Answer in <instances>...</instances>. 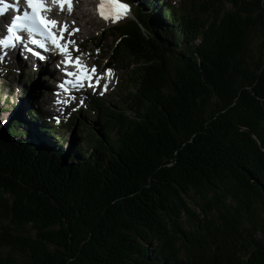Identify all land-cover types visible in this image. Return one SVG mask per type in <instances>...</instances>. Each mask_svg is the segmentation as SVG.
Here are the masks:
<instances>
[{"label":"trees","instance_id":"16d2710c","mask_svg":"<svg viewBox=\"0 0 264 264\" xmlns=\"http://www.w3.org/2000/svg\"><path fill=\"white\" fill-rule=\"evenodd\" d=\"M189 1L95 43L133 68L98 132L0 120V264H264V0Z\"/></svg>","mask_w":264,"mask_h":264},{"label":"rangeland","instance_id":"374dc122","mask_svg":"<svg viewBox=\"0 0 264 264\" xmlns=\"http://www.w3.org/2000/svg\"><path fill=\"white\" fill-rule=\"evenodd\" d=\"M77 1L79 3L78 6H80L79 10L77 9L74 15L66 17L71 23L72 30L79 28L78 31H74V38L71 39L75 42L73 51H78L81 48L80 53L90 66L96 64L102 68L106 66L107 63L111 65L110 78H108L102 88L98 90V93L102 95L104 100L112 104L118 101V96L122 93V87L124 88L126 85H131L132 87L131 75L133 68L129 67L126 69L125 65H123L122 68L121 64L110 61L107 52L97 49L95 43L99 42V38L104 37L105 33H108L109 27L117 23L129 22L134 16L129 13V17L120 22H104L96 16L94 9L90 6L89 1L91 0ZM139 1L141 2V0H132L134 5L139 3ZM189 2V0H164V3H171L175 7L182 4L186 6V3L187 7H190V4H188ZM191 2L193 8L190 10V13L192 15L194 13L198 14L202 6L200 4H202L203 1L191 0ZM80 12L84 14L79 18L78 15L81 14ZM163 20L165 23H168L167 20ZM106 43L105 41L101 42L104 46L107 45ZM110 44L111 42L109 41V45ZM12 64H15V61L12 59L9 60L0 57V120L7 121L13 117H18L19 120L23 122L22 120H24L25 117L24 114L27 111L31 110L32 107H34V109L39 108L43 113L46 112V115H43V117L49 124V127L58 126L60 128L58 131H55V133L57 134L56 136L62 137L65 140L61 145V149L64 150L71 146L75 134L81 137L86 135L88 129L94 130L95 133L100 130L96 113L92 109H88L89 105L88 107L82 106L83 103L81 101L88 95L87 92H94L93 90L76 94L66 105L64 103H54L52 100H49L52 95L50 88H52L53 85L45 80L46 77L48 78L49 74H45V71L41 74L38 72L39 67L38 69H34L36 67L32 65L31 67H25L24 70L21 69V71H19L18 68H14V70L10 72L8 66ZM30 73H33L34 77L30 78ZM27 78L32 80L29 85L25 84ZM37 82L41 84L40 87L34 85ZM38 91L43 94L41 97L37 94ZM81 109H84V112L79 115L78 112H80ZM74 117H77V121ZM72 119L73 121H71ZM35 127L36 125H22L21 129L27 130L28 132L33 128V132H35ZM30 140L34 142L33 139H29V141ZM49 141V139H46L48 146L54 148V145H52L51 142L49 143Z\"/></svg>","mask_w":264,"mask_h":264},{"label":"snow or ice","instance_id":"6c2138e0","mask_svg":"<svg viewBox=\"0 0 264 264\" xmlns=\"http://www.w3.org/2000/svg\"><path fill=\"white\" fill-rule=\"evenodd\" d=\"M2 2L3 0H0V3ZM25 3L27 4V7L31 9V12L24 11L22 15L15 16L12 19L10 26L7 27L8 35L3 40H0V47L12 48L16 46L17 42L22 43V33H27L28 37H41L42 39H30V44L36 45L37 48L47 51L48 49L45 42L50 41L60 54L65 57V59L60 62V65L64 66L63 72L65 77L72 79H66L61 82L58 85L60 89L67 92L68 84H72L73 87H83L85 81L91 82L95 79L96 69L94 67L89 69L80 61L78 56L73 58L71 52L73 41L68 40L66 43H62V41H64V33L67 32V27L60 26L57 28V21L46 18L44 13L51 11V9L46 6L43 0H25ZM53 3L58 4L61 10L67 5L69 11H71V0H53ZM107 6L109 8L107 13L105 12V4L102 3L99 6L100 15L106 20L111 18L115 21L120 18L123 12L128 10V5L119 3L118 0H108ZM14 7L19 10L18 5ZM57 31L60 33L59 35L56 34ZM73 31H78V29H73ZM25 51L36 55L40 60L46 59L45 55L41 52L35 51L32 47L25 46ZM60 65H58V67ZM69 66L75 67L76 71H69ZM108 73L109 75L111 74L110 69L108 70ZM88 86L91 87L92 84L89 83ZM56 102L67 104L68 100H57Z\"/></svg>","mask_w":264,"mask_h":264},{"label":"bare ground","instance_id":"6f19581e","mask_svg":"<svg viewBox=\"0 0 264 264\" xmlns=\"http://www.w3.org/2000/svg\"><path fill=\"white\" fill-rule=\"evenodd\" d=\"M91 1H89V4L91 5ZM79 4V3H78ZM78 7V9H79V7L80 6H77ZM81 10V9H80ZM9 11V10H8ZM84 11V10H83ZM81 13V12H80ZM79 14V13H78ZM84 13H81L80 15H78V17L80 18V16H82ZM87 14V13H86ZM8 15V12L7 11H2V14H1V18L2 19H4V18H6V16ZM53 16V18H55V19H57L59 16L60 17H63L62 15H57V14H53L52 15ZM0 30H1V25H0ZM36 66H38V65H36ZM44 66H45V68H42L41 67V69H38V72H40L41 74H43V71H45V74H49V72H51V74L53 75L54 74V70H53V68L52 67H50V65H47V64H44ZM34 67V66H33ZM39 67V66H38ZM14 68H18L19 69V71H21V69L22 70H24V68L25 67H23V65L22 64H20V63H15V64H12L11 66H8V70H10V72H12L13 70H14ZM29 76L30 77H33L34 75H33V73H30L29 74ZM36 87H40V83H35L34 84ZM3 110V109H2ZM32 130H33V128H32Z\"/></svg>","mask_w":264,"mask_h":264}]
</instances>
